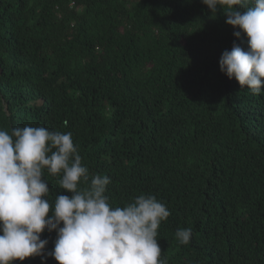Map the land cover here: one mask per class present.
I'll list each match as a JSON object with an SVG mask.
<instances>
[{
	"label": "trees",
	"instance_id": "16d2710c",
	"mask_svg": "<svg viewBox=\"0 0 264 264\" xmlns=\"http://www.w3.org/2000/svg\"><path fill=\"white\" fill-rule=\"evenodd\" d=\"M217 9L202 0H0V130L71 132L87 184L110 177L112 206L155 195L171 213L157 235L166 264H264V88L253 94L220 71L221 54L246 50L247 37ZM61 176L42 177L52 204L72 195ZM182 228L192 229L188 244L176 238ZM40 238L51 253L57 231Z\"/></svg>",
	"mask_w": 264,
	"mask_h": 264
},
{
	"label": "clouds",
	"instance_id": "9594fccd",
	"mask_svg": "<svg viewBox=\"0 0 264 264\" xmlns=\"http://www.w3.org/2000/svg\"><path fill=\"white\" fill-rule=\"evenodd\" d=\"M202 3L211 12L225 6L226 24L240 29L235 36L243 32L247 37L246 50L234 44L221 54L220 71L259 94L264 88V0H251L253 6L243 12L237 6L249 0ZM45 170L62 174L59 186L72 195H57L50 203ZM88 180L71 132L30 125L11 133L0 130V264L46 255L58 264H166L157 235L171 214L167 206L152 194L112 206L105 194L110 177L96 174ZM82 182L87 186L80 187ZM45 229L57 231L51 253H44L48 240L40 238ZM175 235L188 244L192 229H177Z\"/></svg>",
	"mask_w": 264,
	"mask_h": 264
}]
</instances>
